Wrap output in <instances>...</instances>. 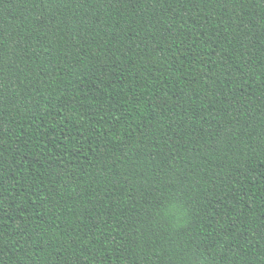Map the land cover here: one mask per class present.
I'll use <instances>...</instances> for the list:
<instances>
[{
	"label": "trees",
	"instance_id": "1",
	"mask_svg": "<svg viewBox=\"0 0 264 264\" xmlns=\"http://www.w3.org/2000/svg\"><path fill=\"white\" fill-rule=\"evenodd\" d=\"M0 264H264V0H0Z\"/></svg>",
	"mask_w": 264,
	"mask_h": 264
}]
</instances>
